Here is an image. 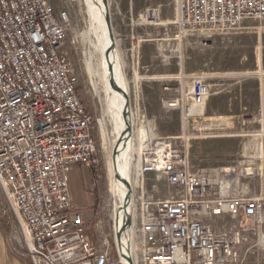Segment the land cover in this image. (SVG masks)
I'll return each mask as SVG.
<instances>
[{
	"label": "built area",
	"instance_id": "obj_1",
	"mask_svg": "<svg viewBox=\"0 0 264 264\" xmlns=\"http://www.w3.org/2000/svg\"><path fill=\"white\" fill-rule=\"evenodd\" d=\"M58 1L0 0V221L19 235L32 264H129L116 240L128 221L122 237L134 243L128 253L134 264H239L249 240L263 250L264 103L241 117L244 126L260 127L246 134L262 139L258 150L249 149L257 156L192 169L176 141L191 137L212 96L201 73L188 75L189 87L163 101L181 111L182 135L153 133L135 157L139 189L132 186V217L121 227L113 219L116 254L91 241L84 216L74 210L70 177L78 166L98 174L99 120L81 98L65 49L72 18ZM158 12L150 8L140 21H156ZM249 20L264 21V0H175L165 41L178 48L188 37L209 39ZM150 174L165 179L170 195L157 196V184L148 191ZM223 217L234 224H219Z\"/></svg>",
	"mask_w": 264,
	"mask_h": 264
},
{
	"label": "rangeland",
	"instance_id": "obj_2",
	"mask_svg": "<svg viewBox=\"0 0 264 264\" xmlns=\"http://www.w3.org/2000/svg\"><path fill=\"white\" fill-rule=\"evenodd\" d=\"M114 36L120 50L131 99V113L135 121V130L145 123L150 126V134L162 137H179L182 135V113L177 108H168L163 104L168 97L163 89L173 85L175 96L184 85L190 84L192 74L206 75L211 86L212 96L204 111V116L189 131L188 140L178 139V149L187 155L192 169L219 167L242 161L261 147L262 139L247 136L248 132L260 130L258 124L244 126L243 114H255L260 108L264 90V21L249 20L244 26L225 33H218L212 38L194 35L178 48L165 41V26L173 21L175 0H107ZM57 6L67 8L72 18V26L65 43L70 60L79 77V92L88 111L99 120L95 133L99 172L79 166L71 173L70 184L75 209L84 216L90 215L87 222L88 235L98 248L109 246L115 255V241L112 231L113 210L116 198L110 194V137L112 126L104 125L106 111L104 92L93 77L90 64L89 21L85 0H59ZM150 8L158 9L159 19L140 21V16ZM159 35V36H158ZM181 62L187 78L182 81H166L163 78L165 69ZM94 68H96V65ZM173 65V66H172ZM179 68V67H178ZM189 75V76H188ZM231 91L228 94V91ZM229 96L232 99L229 100ZM264 98V97H263ZM155 117V120L152 117ZM147 121V122H146ZM264 147V145H263ZM264 149V148H263ZM258 166L259 163L257 164ZM136 180H139L135 177ZM148 191L152 184H157L160 192L157 196L165 198L170 191L165 179H158L150 174L145 177ZM134 186V185H133ZM134 190H138L135 184ZM260 183L256 182V189ZM100 198L98 213L91 205L94 194ZM115 199V200H114ZM77 211V210H76ZM85 217V216H84ZM102 220L100 227L96 222ZM219 224L233 225L228 217L218 220ZM10 230V229H9ZM8 230V231H9ZM10 232V243L20 253L25 254L28 264H32L25 246H21L19 235L15 239ZM107 243L106 245H104ZM239 264H264V249L256 246L253 240L241 247Z\"/></svg>",
	"mask_w": 264,
	"mask_h": 264
},
{
	"label": "bare ground",
	"instance_id": "obj_3",
	"mask_svg": "<svg viewBox=\"0 0 264 264\" xmlns=\"http://www.w3.org/2000/svg\"><path fill=\"white\" fill-rule=\"evenodd\" d=\"M85 5L90 24L88 35L90 36L92 49L89 53V60L93 68V77L95 76L97 78V84L101 87V91L104 92V101L106 103V111L103 117L104 125L106 126L108 122L112 126V130L109 133V137L111 138V160L109 165L110 194L113 198H116L115 203H113V219L115 220L116 226L121 227L133 214L132 198L127 204L126 198L128 196L125 184L127 180L132 186L133 182H135L133 170L135 157L140 154L143 148L142 145L149 138V135H151V128L143 120L140 129L135 130V121L131 113L130 104L128 120L132 124V132L128 133L125 120L122 117L126 100L122 94L115 92L110 87V79L113 71L117 85L126 89L128 93L130 92L124 64H122V54L118 49L116 41V46L110 51L108 58L106 59L104 57V47L110 42V38L106 24L107 12L103 0H85ZM93 64L96 65V68H94ZM116 148L118 149L114 156ZM121 246L123 252L128 254L132 246H134V243L130 239H127V237H122Z\"/></svg>",
	"mask_w": 264,
	"mask_h": 264
},
{
	"label": "crops",
	"instance_id": "obj_4",
	"mask_svg": "<svg viewBox=\"0 0 264 264\" xmlns=\"http://www.w3.org/2000/svg\"><path fill=\"white\" fill-rule=\"evenodd\" d=\"M176 65V64H175ZM175 65L172 67H169L167 69L164 70L163 72V78L161 77V79H165L166 81L172 82V81H182L185 76L187 75L181 65V62L177 63V66L179 67H175ZM169 88H171L170 90H166L165 88H163L166 91V94L168 99H172L175 96V91L176 88L174 90L173 85H168ZM228 94L231 93V91L229 90L227 92ZM264 90L261 88L260 89V94L261 96L263 95ZM264 95L262 96V99L260 101V105L262 103H264ZM232 99V96H229V100ZM155 117H152L153 120H155ZM147 122V121H146ZM75 169H79V166L74 168ZM73 170V171H74ZM72 171V172H73ZM71 187V184H70ZM71 194H72V190H71ZM74 200L73 195H72V201ZM74 202V201H73ZM93 200L91 202V205H93ZM74 206V203H73ZM74 210L80 211L79 209H75L74 206ZM84 218L85 219H89L90 215L88 214V212L84 213ZM9 227L7 226V224L4 221H0V264H28L27 260L25 258V254L20 253L18 250L15 249L14 246H11L10 243V232L8 231Z\"/></svg>",
	"mask_w": 264,
	"mask_h": 264
},
{
	"label": "water",
	"instance_id": "obj_5",
	"mask_svg": "<svg viewBox=\"0 0 264 264\" xmlns=\"http://www.w3.org/2000/svg\"><path fill=\"white\" fill-rule=\"evenodd\" d=\"M103 2H104V5L106 7V12H107L106 13V21H107L106 24H107L108 34H109V38H110V42L108 44H106L105 47H104V57H106V59H107L110 51L113 50L115 48V46H116V39H115L114 31H113V28H112L108 1L107 0H103ZM110 87L115 92H118V93L122 94L124 96L125 100H126L125 106L123 108L122 117L125 120V123H126V126H127V131H128V133H130V132H132V124L128 120V109H129L130 104H131L130 94L128 93V91L126 89L121 88V87H119L117 85L116 78L114 76V72L113 71H112V77L110 79ZM117 149L118 148H116L115 151H114V156L117 153ZM125 185H126V189H127L128 198H126V199H127V204H128L129 201L132 198V185H131V183L128 180H127ZM129 223L130 222L128 221L126 225H129ZM126 225L117 233V239L116 240H117L118 246L120 247V250H121V256L125 260H127L129 264H134V261H133L132 257L129 254L127 255V254H125L122 251L121 241H122V235H123L124 231L126 230Z\"/></svg>",
	"mask_w": 264,
	"mask_h": 264
},
{
	"label": "trees",
	"instance_id": "obj_6",
	"mask_svg": "<svg viewBox=\"0 0 264 264\" xmlns=\"http://www.w3.org/2000/svg\"><path fill=\"white\" fill-rule=\"evenodd\" d=\"M100 198L98 197V195L95 193L94 194V208H95V215H97L98 213V207H99V203H100ZM88 233V232H87Z\"/></svg>",
	"mask_w": 264,
	"mask_h": 264
}]
</instances>
